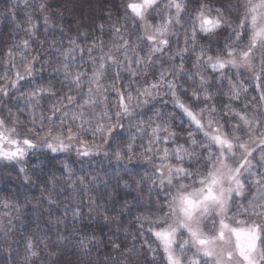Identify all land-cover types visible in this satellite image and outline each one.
<instances>
[{"label":"clouds","instance_id":"9594fccd","mask_svg":"<svg viewBox=\"0 0 264 264\" xmlns=\"http://www.w3.org/2000/svg\"><path fill=\"white\" fill-rule=\"evenodd\" d=\"M18 2L23 5L22 9L18 7ZM129 2L130 0H57L53 7L50 6L51 0H11L9 8L0 11V17L13 8L23 11L27 17L26 23L31 21L24 29L29 38L36 36L33 31L37 26L33 18L35 15H41L48 28H58L60 33L53 31L49 36L46 28L44 40L38 41L41 45L47 42L48 47L57 54L55 59L44 61L51 72L58 74L57 77L47 83L32 86L24 93L17 90V94L7 101L2 98L4 94L0 93V133L3 134L0 147L5 151H15L18 146L26 148L23 143L26 138L35 145L26 149L23 159L11 161L24 169L23 165L27 162L25 157L31 152L36 157V163L32 164L33 169L43 165L44 161H48L52 167L62 164L68 176L56 179H71L73 168L67 158L61 160L55 156L50 157V149L46 145L49 142L55 143V138L60 137L69 145L61 152L70 157L75 146L80 143V138L91 133L102 144L98 148H90V152H103L110 162H124L127 159L145 165L142 170L133 173L124 164L123 170L111 177V182L104 178L97 180L93 176L88 183L93 186L103 183L104 188L97 191L95 197H89L85 205L87 212H73L71 219L67 216L48 218L47 227L29 226L23 231L15 226L9 227L0 219V264H170L169 253L178 259L179 264H193V261L195 264H264V148L252 139L258 132H264V103L256 98L259 93L254 80L257 74L264 75V41L252 43L250 23L241 27L242 22L246 21L249 0H175L180 5L179 10L175 6L169 9L170 0L163 3L160 11L164 16L155 27L163 26L167 17H171L172 22L167 24L164 38L182 35L185 42L191 41L188 48H178L174 55L193 52L194 75L199 77V73L206 83L202 86L199 78L194 81V87L189 85L186 88L184 83L174 82L175 88H168L163 93L169 99L160 101V107L154 108L152 116L147 120L136 119L135 107L142 108L157 101L160 94L151 97V101L148 99L147 103L140 102L135 107L129 106L127 112L121 111L118 101L110 109L106 99L97 97L104 96L105 91H114L115 85L105 89L102 84L103 87L98 92L96 85L92 83V73L88 76L76 70V60L69 59L79 46H63V34L75 31L78 35H88V27L93 24L101 30L106 26L119 25V31L114 34L116 36L120 35V29L125 27V23L138 20L144 27L149 25L146 18L149 10H146L144 20L137 19L127 10ZM121 12L123 16L116 18ZM205 18L211 24H205ZM15 27L19 28V24L16 23ZM147 34L149 33L145 32ZM24 40L23 36L14 39L11 47L30 50L29 43L28 47L22 43ZM124 41L127 40L113 43L107 52L104 48L101 49L100 44L89 46V53L97 48L100 51L99 57H89L92 71L98 67L102 54L106 56L112 53L116 60L113 65L122 64L116 57V52L119 51L117 45L119 49L124 48L125 52L136 51L135 48H125ZM250 45L254 72L247 68L236 69L230 66L226 71H214L215 74L208 72L209 67L205 63L208 55L213 58H227L229 47L247 49ZM70 49L73 50L69 52ZM16 54L24 65H32L33 61L38 60L35 56L26 57L23 50ZM153 54L150 47L148 57ZM236 55L239 57V52ZM168 58L171 60L173 57ZM124 59L127 60L128 56L125 55ZM140 63L144 64L139 73L142 75L149 66L144 60H140ZM179 68L181 69V65ZM123 71L135 72L131 68H124ZM77 73H81L78 82L74 79ZM33 74V68L31 72H26L24 67L21 72L22 79ZM178 75V72L174 73V76ZM9 79L10 76L3 77L5 84L0 89L7 92ZM12 81L16 80L11 79ZM229 82L241 88L238 96L232 94ZM17 83L12 86L15 88ZM57 83L67 87L72 93L65 94L71 107H65V96L55 98L56 91H59L55 87ZM85 86L87 92L82 93ZM193 90L199 93V100L192 96ZM173 91L176 93L175 97L172 95ZM205 91L211 97L210 100H205ZM45 95L49 98L47 107L42 103ZM81 95L86 98L78 102L77 97ZM177 98L188 105L206 124L212 118V127L223 126L222 131L227 132L229 137L248 143L254 152L253 155L245 157L249 163L235 173L244 152L239 148L228 149L212 143L177 107ZM223 98H227V103ZM6 104L13 106L6 107ZM169 104L173 106V110L166 107ZM213 104L216 108L214 113L211 112ZM109 112L112 113L111 116ZM236 112L255 116L258 129L255 124L251 129L246 128L235 119ZM21 114H25L26 118L22 119ZM157 117L160 118L159 121ZM122 119H127L126 125L121 124ZM165 124L169 130L175 132L174 137H167L169 146L160 143L166 135L163 131ZM173 124L178 131L173 130ZM157 126L161 128L160 133L164 134L159 135V140L153 131ZM121 127H125L123 134L119 131ZM133 128L135 132L132 131ZM69 129L71 140L68 139ZM109 129L111 134L105 135ZM207 130L211 131V128ZM122 136L127 138L122 139ZM138 138L141 142L137 147ZM193 140L196 142L193 143ZM11 141H18V145ZM105 146H108V150ZM177 147L187 149L191 156L184 155L182 159H177ZM81 156L85 155L77 150L76 159L72 163H84L80 160ZM221 160L227 167H220L217 162ZM165 164L172 165L173 170L170 172L164 167ZM176 167H182L185 171L176 172ZM40 171L47 170L41 167ZM213 173L216 182H213ZM24 179H29L27 174ZM77 179L84 183L82 177L78 176ZM52 183L55 184V180ZM75 183L76 180H72V184ZM184 196L190 197L196 204L191 217L187 214L188 206L182 200ZM97 200L101 203H97ZM73 202L78 205L80 203L75 198ZM55 203L50 197L49 204ZM222 225H227V229L221 238ZM231 229L257 230L256 247L241 255ZM164 232L170 233L172 241L167 251L162 239L156 235ZM192 232L215 242L217 247L214 256L210 257L202 251L204 246L198 243Z\"/></svg>","mask_w":264,"mask_h":264},{"label":"trees","instance_id":"16d2710c","mask_svg":"<svg viewBox=\"0 0 264 264\" xmlns=\"http://www.w3.org/2000/svg\"><path fill=\"white\" fill-rule=\"evenodd\" d=\"M10 3L11 0H0V11H6ZM56 3L57 0H51L50 6L54 7ZM18 7L22 9L23 5L18 2ZM11 11L14 13L15 21H13V15H10L9 12L5 16L0 17V87L5 84L3 80L4 76H10L11 79L17 80V71L20 73L23 72L25 65L16 54L18 51L23 50L26 57L35 56L38 60L32 62V68L34 70L33 76H26L24 79H19L15 88L12 86L11 79L8 80L7 94L2 97L5 101L10 97H14L17 94V90L19 93H24L32 86L47 83L50 79L54 80L58 75L57 73L51 72L48 64L44 63V61L50 58L55 59L57 54H54L53 50L48 47L47 42L41 45L38 41L44 40L46 28L48 29L49 36L53 34V31H55L56 34H60L59 29L48 28L43 21V17L41 15H35L33 18L37 26L33 31L36 33V36L29 38L24 31V29L28 27L26 23L27 17L24 15L23 11H17L15 8L11 9ZM122 16L123 13L121 12L116 18ZM105 19H107L106 15ZM152 19L157 20V16L155 14H150V20ZM121 22L125 23L123 20H121ZM16 23L19 24V28L15 27ZM137 23V21L125 23V27L120 29L119 36L114 35L116 33L115 29L119 28V25L115 27L106 26L105 29L101 30L97 25L93 24L88 27V35H78L75 31L66 32L63 34V46L64 48L72 47L71 41L75 39L76 45L79 47L76 48L75 53H73V56H70L69 59L76 60V70L82 71L90 76L92 73V63L89 57L90 55L99 57L100 51L97 48L89 53V46L92 44L101 45V43H103L104 51L107 52L113 43H122L123 40H127L128 44L125 48H135L136 51L132 52L129 50L125 52L124 48L119 49V51L116 52V57L122 61L121 65H113L111 61H107V71L101 83L104 85L105 89L112 87L114 84L115 90L105 91L104 96L97 97V99H106L108 107L111 109L119 99L117 95L118 90L125 96L130 94L134 99L129 106L135 107L139 104V101L145 99V97L139 95L137 89L142 91L143 88L150 87L153 83H156L158 87L153 89V91L160 94L157 97V101H152L149 105L142 108L135 107L136 119L147 120L148 117L152 116L154 108L160 107V101L169 99V97L163 95V93L168 90L167 81H179L184 83L187 88L189 85L194 87V81H198L199 77L194 75L195 69L192 67L195 60L193 52L181 53L180 56L174 55L178 48H188L191 44L190 40L185 42L182 35H173L171 38L167 39V46H162V51L154 53L151 60H148V51L149 48L152 47L153 42L149 41L143 31L139 30ZM21 36L28 41L31 46L30 50L11 47L12 41L14 39H19ZM201 43H203V41H201ZM10 52L11 55H9ZM50 54L52 55L50 56ZM125 55L128 56L127 60L124 59ZM169 56L173 58L170 60L168 58ZM138 60H144L149 66L148 70L143 72L142 75L139 73H141V70L144 68V64L137 63ZM181 64L184 65L183 69L179 68ZM124 68L134 69L135 72L123 71ZM165 69L171 70L165 71ZM175 72H178L179 75L174 76ZM208 72L210 74H215L210 67L208 68ZM117 73L119 74L118 76ZM133 73H135V75ZM161 73H164L163 81L160 80ZM55 87L59 89V91H56L55 98L65 96V107H71V105L67 103V96L65 95L72 94L69 89L58 83ZM81 91L82 93H86L87 86ZM85 98L86 96L81 95L77 97V101L79 102ZM147 99L151 101L150 97ZM223 99L224 102L227 103V98ZM42 103L45 107L48 106L49 98L47 95H45V100ZM233 103L238 104L239 102ZM12 106V104H6V107ZM166 107L169 110H173V106L170 104ZM161 111H163V108H161ZM109 115L111 116L112 113L109 112ZM21 118L25 119V114H21ZM53 119H56V116H53ZM156 119L159 121L160 118L157 117ZM57 122L59 123V121ZM80 122L81 121H77V123ZM121 124L126 125L127 119H122ZM173 130L178 131L175 124H173ZM37 131H39V129ZM119 131L122 134L125 133V127H121ZM132 131L135 132V128H133ZM146 131H150V129H146ZM159 135L164 134L159 133ZM121 138L126 139L127 137L122 136ZM140 142L138 138L137 147ZM144 142L146 143V141ZM160 143L169 146V143L164 140H161ZM100 144H102V141H98L91 133H87L80 138V143L75 146L70 157L67 153L61 151L51 153V151L48 150V155L50 157L55 156L61 160L67 158L70 166L73 168L71 179L67 180L56 179V177L68 176L62 164H56L55 167H52L48 161H44L43 165L33 169L32 164L36 163V157H34L31 152L25 157L27 162L23 165L25 169L24 172H21L20 166L15 165L13 161L0 160V219L3 220V223L9 227L15 226L16 229L23 231L28 229L29 226L33 228L38 225L47 227L48 218H63L67 216L71 219L73 212H80L81 210L87 212L85 205L89 197H95L97 191L104 188L103 183L97 184L96 186L88 183L93 176H95L97 180L104 178L111 182V177L123 170L124 164H127L128 168L132 169L133 173L145 167V165L135 160L128 161L126 159L124 162H110L104 157L103 152L99 151L90 152L88 156H81L80 160L84 162L82 164L72 163V161L76 159V152L78 149L82 151L86 148H98ZM105 149L108 150V146H105ZM134 151H136V147H134ZM41 167L47 171L41 172ZM25 174L28 175V180L24 179ZM78 176L83 178L84 183H81L80 179H77ZM52 180H55V184L52 183ZM72 180H76V183L72 184ZM50 197L56 201L55 204H49ZM74 198L80 201L79 205L73 202ZM4 201L8 202L7 206H5ZM97 203H101V201L97 200ZM17 209H19V211H17ZM9 221H11V224H9Z\"/></svg>","mask_w":264,"mask_h":264},{"label":"snow or ice","instance_id":"6c2138e0","mask_svg":"<svg viewBox=\"0 0 264 264\" xmlns=\"http://www.w3.org/2000/svg\"><path fill=\"white\" fill-rule=\"evenodd\" d=\"M157 4H158V0H130V2L127 4L126 7H127V10L131 12L132 15H134L137 19L144 20L146 16V10L155 8ZM168 6H169V9L173 6H175L178 10L180 8V5L178 3H175V0H170V3ZM262 9H264V0H249L247 11L245 14L246 21L242 22L241 24V27H244L245 23H250L251 29H252V43H255L256 41H264V11H262ZM9 14L13 15L14 17V13L11 11V9L9 10ZM45 22H47V18H45ZM171 22L172 20H171V17L169 16L167 17L166 23L163 26H157L152 30L151 33L147 34L148 40L153 42V45L151 47V51L153 53L161 52L162 46H167L168 40L165 39L164 36L167 31V24H170ZM27 23L31 24V21L29 20L27 21ZM204 23L211 24V22L207 18L204 19ZM146 27L151 28L152 26L147 25ZM29 30H33V29H29ZM115 31L118 32L119 29H115ZM237 35L239 37V33ZM22 43L24 44L25 47H28L27 40L22 41ZM71 43L73 45H76L75 41H71ZM126 46H127V41H124V47ZM116 48L117 50H119V45H117ZM101 49H103V43H101ZM72 50L73 49H70L68 51L71 52ZM89 51H91V49H89ZM237 52H239V57H237L236 55ZM9 55H11V52L9 53ZM201 55H203V53ZM148 60H151V57H148ZM107 61H111L112 64L116 63L115 57L112 55V53H108L106 56L102 54L100 57V63L98 67H96L92 71V77H93L92 83L96 85V90L98 92L103 87L101 80L104 77L105 72L107 71ZM137 63H140V60H138ZM205 63H207L208 67H210L213 71H226L227 67L229 66L232 68H236V69L247 68L250 71H253V72L255 71V66L252 63L251 45L247 49H238V48L229 47L227 49V58L219 57V56L216 58H213L211 55H208L205 60ZM66 66L67 65H65V67ZM24 67H25L26 72L32 71L31 64H26ZM182 68H183V65L181 64V69ZM262 72H264V69H262ZM133 74L135 75V73ZM118 75L119 74L117 73V76ZM197 75L199 76L201 85L203 86L206 83L204 77L200 75L199 73H197ZM16 76H17V80L12 81L11 82L12 85L16 84L19 79H22L21 73L19 71H17ZM80 76H81V73H77L74 79L78 82L80 79ZM160 80L161 81L164 80V73H161ZM254 80H255V87L259 93L258 99L262 103H264V75L257 74L256 76H254ZM167 86L169 89L175 88V84L173 81H167ZM229 86L234 96H238L240 94L241 88L238 87L236 84L229 82ZM157 87L158 85L156 83H153L150 87L143 88L142 91L138 89L137 91L139 95L145 97V99H143L142 101H139V103L140 102L147 103L148 102L147 98L149 97L151 98L154 95H158L159 93L153 91V89H156ZM0 93L4 95L7 94V92L2 89H0ZM117 95L119 97L118 103H119V107L121 111L127 112L129 110V104L133 101L134 98L130 94L125 96L124 94L120 93L118 90H117ZM172 95L175 97L176 93L173 91ZM192 96L195 99L199 100V93L196 92L195 90H193ZM68 99L70 100L71 97H69ZM210 99L211 97L208 95L207 91H205V100L207 101ZM175 102L177 104V107L185 114V116L191 121V123L197 129H199L203 133V135L206 138H208L212 143L218 146H221V147L226 146L228 149L239 148L240 150L244 152L245 155L244 157L241 158L240 166L234 170L235 173H238L244 166H246L249 163V161L245 157L253 155L254 152H253L252 147L248 143L239 141L238 138L229 137L227 132L222 131L223 126L212 127L214 124V120L212 118H209L206 124L205 121H203L199 115H197L188 105L183 103V101L180 100L179 98H177ZM204 110L206 109H202V111ZM215 111H216V108H215V105L213 104L211 106V112L214 113ZM235 119L238 120L241 124H243L246 128L251 129L253 125L255 124L257 125V129H258V121L256 120L255 116L250 117L249 114L247 113L236 112ZM208 128H211V131H208L207 130ZM98 130H102V129H98ZM68 131H69L68 139L71 140L72 139L71 129H69ZM153 131L156 135V138L159 140L160 139L159 133L161 131L160 126H157ZM163 131L166 133L165 138H164L165 142H167L168 136H172V137L175 136V132L169 130L167 127V124L164 125ZM110 134H111V129L105 132V135H110ZM2 137H3V134L0 133V138ZM55 139H56L55 143L49 142L46 145V147L50 149L51 151L53 152L64 151L69 147V145H66L64 143V140L62 138L56 137ZM252 139L255 141V143L259 144L260 147L264 148V132H258L257 135L252 136ZM195 142L196 141L193 140V143ZM11 143L18 145V141H11ZM23 143L26 146V148H22L18 146L15 149V151H5L2 147H0V160L11 161V160L23 159L26 149L35 147L33 142L27 138L24 139ZM78 151L82 155L87 156L90 154L91 150L86 148V149H83L82 151L78 149ZM176 152H177V157H176L177 159H182L184 155L191 156V153L187 149H184L181 147H177ZM166 156H167V149H165V158ZM262 158H264V156H262ZM217 163L220 164L221 168L227 167V165L222 160L218 161ZM164 167L168 168L170 172L173 170V166L170 164H165ZM174 170L176 172L185 171V169L182 167H176ZM20 171L23 172L24 169L21 168ZM70 171L71 170H69V173ZM161 175H163L162 169H161ZM212 175H213V182H216L215 173H213ZM182 200L188 206L187 214L189 215V217H191L192 212H194L196 209L195 202H193L191 198L187 196L182 197ZM4 204L5 206H7L8 202L4 201ZM17 211H19V209H17ZM78 213L79 212L77 211L74 214H78ZM226 229H227V225H222V231L220 233L221 238L223 237L224 230ZM231 231L233 233V236L235 237L236 247L241 252V255H244V253L256 247V238L258 235L257 230L255 229H251V230L231 229ZM192 234L194 237L197 238L198 243L204 246L202 248V251L206 255L210 257L215 255L217 246L213 240L200 236L196 232H192ZM156 235L162 239L163 243L165 244V250L167 251L168 248L171 247V243H172L170 239V233H167V232L156 233ZM229 255L231 254L229 253ZM168 258H169L170 264H179L178 259L175 258L171 253H169ZM193 264H195V261H193Z\"/></svg>","mask_w":264,"mask_h":264},{"label":"rangeland","instance_id":"374dc122","mask_svg":"<svg viewBox=\"0 0 264 264\" xmlns=\"http://www.w3.org/2000/svg\"><path fill=\"white\" fill-rule=\"evenodd\" d=\"M166 0H158V4L157 6L154 8V9H150L149 10V13L147 14V22L149 25H151L152 27L151 28H146L144 26L141 25V23L137 20V26L139 28V30L143 31V33L145 34V32H148V33H151L152 30L155 28V26L161 22V19L163 18L164 16V13L160 11V9L163 7V3H165ZM150 14H155L157 16V20H150ZM182 31V29H181ZM147 37V35H145ZM172 37V36H171ZM171 37H168L167 39L171 38ZM13 163H15L13 161Z\"/></svg>","mask_w":264,"mask_h":264}]
</instances>
